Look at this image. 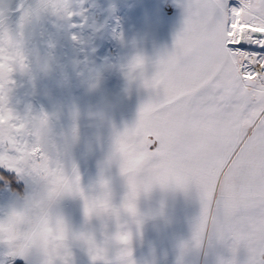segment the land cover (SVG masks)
<instances>
[{"label":"rangeland","instance_id":"obj_1","mask_svg":"<svg viewBox=\"0 0 264 264\" xmlns=\"http://www.w3.org/2000/svg\"><path fill=\"white\" fill-rule=\"evenodd\" d=\"M147 1L79 0V7L67 18L45 16L33 25L39 37L38 50L59 58L61 66L49 77L29 79L13 73L0 85V107L11 113L17 125H23L11 139H0V221L46 186L42 175L29 173L19 165L24 151L33 147L39 150L37 163L41 157L53 162L70 180H77L85 196L98 195L102 181L107 179L114 190L113 204L122 203L124 197L119 196L126 195L127 185L115 159L117 139L136 126L141 107L155 99V90L145 82L167 54L161 50L174 49V35L182 31L185 21L187 0H151L144 11L142 5ZM229 2L237 5L239 0ZM5 5L15 28L23 0H0V10ZM153 42L158 45L152 46ZM137 57L143 58L142 68L132 67ZM62 74L70 77L71 87L58 86ZM101 96L114 101L103 120L85 110ZM41 120L51 130L47 137L37 134ZM4 155L17 163L5 162ZM13 181L17 188H12ZM54 211L65 219L72 232L95 236L98 219L86 217L81 196L60 197ZM70 245L76 247V251L69 249L68 256L73 260L91 257L83 243L73 241ZM6 253L10 258L24 255L0 243V262ZM90 259L83 264H94ZM69 262L68 259L67 264H72Z\"/></svg>","mask_w":264,"mask_h":264},{"label":"snow or ice","instance_id":"obj_2","mask_svg":"<svg viewBox=\"0 0 264 264\" xmlns=\"http://www.w3.org/2000/svg\"><path fill=\"white\" fill-rule=\"evenodd\" d=\"M184 7V27L173 51L145 82L155 90V99L141 107L136 126L117 139L125 157L122 171L133 176L147 169L161 185L195 183L211 198L206 164L211 160L219 164L213 169L217 177L227 167V183L251 189L264 178V0H239L237 5L187 0ZM143 63L137 57L132 67ZM3 68L0 64V72ZM5 124L13 132L23 128L0 107V125ZM38 152L33 149L36 157ZM44 169L57 188L78 187L59 168L45 164ZM135 195L133 184L125 205L130 211ZM97 206L107 204L86 201L85 214ZM121 239L128 243L127 236ZM89 252L94 261L103 258L99 248Z\"/></svg>","mask_w":264,"mask_h":264},{"label":"clouds","instance_id":"obj_3","mask_svg":"<svg viewBox=\"0 0 264 264\" xmlns=\"http://www.w3.org/2000/svg\"><path fill=\"white\" fill-rule=\"evenodd\" d=\"M79 7V0H23L20 9L21 18L15 28L10 23V11L7 5L0 10V64L4 65L0 79L7 82L13 73L29 79L49 77L60 69L59 58L42 54L38 49V35L33 31V25L45 16H60L67 18ZM10 70V71H9ZM58 86L71 87V79L62 74L57 81ZM114 107L110 97L101 96L85 110L97 119H106ZM77 113H74L76 115ZM37 134L47 137L51 134L49 126L38 123ZM13 131L5 125H0V139H11ZM31 150H25L19 165L27 172H36L44 177L46 186L18 207H14L6 219L0 221V243L5 244L16 253L31 256L38 253L40 264H65L63 259L69 255V245L79 241L89 248L94 246L103 252L104 264H136L133 258L132 235L128 231L117 230L107 236L103 242L87 233H74L65 219L54 211L60 197L64 195L81 196L85 203L105 202L107 207H95L89 219L114 218L117 221L124 217L128 227L140 229L149 222H164L168 219L170 206L161 202L158 206L141 207V199H149L153 190L179 189L188 192L195 187L200 213L191 223V236L178 249L179 264H264V178H260L251 189H241L225 181L228 168L223 167L219 176L213 169L219 167L217 162L207 160L209 169V184L213 194L211 198L203 195L201 187L188 183L183 187L175 182L164 185L154 181L151 173L140 170L130 176L122 171L125 157L117 150L115 159L118 161L121 173L126 181L127 192L122 203L117 207L113 204L114 190L109 180L102 181L101 189L95 197L83 194L79 186L72 189H59L53 183L44 165L57 168L48 159L40 160ZM5 162L17 163L4 155ZM135 185L136 195L132 199V211L125 206L127 198ZM127 236L128 243L121 237ZM90 254V252H89Z\"/></svg>","mask_w":264,"mask_h":264},{"label":"crops","instance_id":"obj_4","mask_svg":"<svg viewBox=\"0 0 264 264\" xmlns=\"http://www.w3.org/2000/svg\"><path fill=\"white\" fill-rule=\"evenodd\" d=\"M151 4V0L144 2L142 5L144 11H146L145 7ZM168 9L171 11L170 7ZM174 33L176 34L175 31ZM153 43L152 46L158 45V42ZM161 51L170 53L173 50L170 52L165 49ZM152 52L159 53L157 51ZM159 59L161 57H158ZM124 196L120 195L119 197ZM162 201L170 206L166 221L149 222L143 228L136 229L128 227V221L124 217H121L119 221L114 218H97L94 237L98 242H103L107 236L112 235L117 230L128 231L132 235L133 258L136 264H179L177 252L179 246L191 236V223L200 213L199 198L195 187L185 192L179 189H161L157 186L149 199H141V207L158 206ZM114 205L118 207L120 204ZM70 248L76 251V247L73 248L69 245ZM68 259L70 260L69 263L72 264H83L87 259L93 260L92 257L87 256H83L79 260H73L72 257L68 256ZM15 262L40 264V257L37 256V253H33L31 256L16 255L14 258H10L9 254L6 253L3 255L0 264H14ZM93 262L94 264H104L103 261L93 260Z\"/></svg>","mask_w":264,"mask_h":264},{"label":"trees","instance_id":"obj_5","mask_svg":"<svg viewBox=\"0 0 264 264\" xmlns=\"http://www.w3.org/2000/svg\"><path fill=\"white\" fill-rule=\"evenodd\" d=\"M3 176L6 177L8 180H13V179H11V177L9 175L3 174ZM11 184H12V188H17V185L14 183V181L11 182ZM0 186H1V184H0ZM14 264H24V263H22V262H15Z\"/></svg>","mask_w":264,"mask_h":264}]
</instances>
